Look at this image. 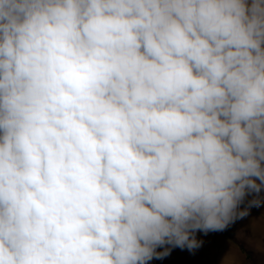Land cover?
I'll return each mask as SVG.
<instances>
[{"label": "clouds", "instance_id": "clouds-1", "mask_svg": "<svg viewBox=\"0 0 264 264\" xmlns=\"http://www.w3.org/2000/svg\"><path fill=\"white\" fill-rule=\"evenodd\" d=\"M261 206L264 0H0V264L194 257Z\"/></svg>", "mask_w": 264, "mask_h": 264}, {"label": "rangeland", "instance_id": "rangeland-1", "mask_svg": "<svg viewBox=\"0 0 264 264\" xmlns=\"http://www.w3.org/2000/svg\"><path fill=\"white\" fill-rule=\"evenodd\" d=\"M262 214L264 206L253 208L249 217L230 225L223 232L203 236L205 245L194 257L176 249L167 259L153 260L149 264H264V252L256 247L258 242L264 243L261 240L264 236Z\"/></svg>", "mask_w": 264, "mask_h": 264}]
</instances>
